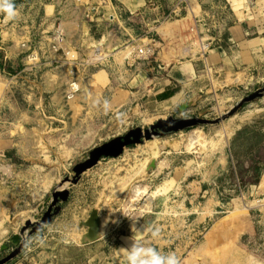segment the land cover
Instances as JSON below:
<instances>
[{
  "label": "rangeland",
  "instance_id": "374dc122",
  "mask_svg": "<svg viewBox=\"0 0 264 264\" xmlns=\"http://www.w3.org/2000/svg\"><path fill=\"white\" fill-rule=\"evenodd\" d=\"M94 1L13 0L16 15L9 20L23 28L28 38L25 56L35 52L39 66L20 79L11 74L4 86L0 147L1 136L11 146L18 132L29 141L26 133L32 132L36 140L24 143L32 148L26 147L30 154L18 172L11 165L1 172L0 156V261L8 257L2 246H14V235L39 222L51 206L58 189L40 199L35 193H40L41 185H88L87 212L99 209L104 234H108V256L131 238L162 254L174 252L180 264H264V95L218 125H202L130 146L119 158L102 159L73 183L75 167L86 162L94 149L131 130H146L169 117L213 121L264 88V55L255 63L249 56L237 77L151 109L133 104L113 110L100 104L97 100L105 102L110 93L84 92L91 85L88 78L104 66L142 65L135 57L156 56L162 49L158 43L163 32L146 28L143 19H130L135 29L121 24L120 29L111 30L96 9L86 12L89 7L105 6L101 0V4ZM190 2L181 5L189 9ZM248 6L255 12L253 17L264 20L261 0H248ZM208 19L192 37L195 45L191 46L202 54L212 48L219 34ZM256 36L264 37V29L252 30L247 38ZM180 38L176 34L169 47L184 49ZM189 46L185 44V49ZM53 56L59 62L52 64ZM57 100L63 103L62 109L56 106ZM73 116L83 120L82 126L59 131L63 125L54 122L57 131H52L41 121ZM17 117L25 119V124L16 126ZM32 119L42 123L34 133ZM194 129L204 133L203 142L189 141ZM68 134L71 138L66 140ZM60 140L80 147L83 155L67 161L68 152L62 157L56 148ZM8 156L10 164L17 163L15 154ZM142 227L146 238L139 240ZM149 229H158V235L152 237ZM110 255L120 264L122 254Z\"/></svg>",
  "mask_w": 264,
  "mask_h": 264
},
{
  "label": "crops",
  "instance_id": "0c3cea01",
  "mask_svg": "<svg viewBox=\"0 0 264 264\" xmlns=\"http://www.w3.org/2000/svg\"><path fill=\"white\" fill-rule=\"evenodd\" d=\"M95 1L101 4L100 1ZM190 1L192 9L182 6L181 0H106L104 1L105 6L87 8V13L92 8L97 10L98 15L102 14L104 22L107 27H111V30L120 29L121 24L130 30L135 29L131 25L130 19H143L146 28L159 29L163 35L162 33L159 35L158 45L162 49H158L156 56L145 58L136 56L134 61H140L143 64H139L138 67L134 66L135 68L131 62L126 68L125 65L114 68L104 66L103 69L88 78L91 85H87L84 92L110 93V97L105 102L97 101L113 110H120L133 104L151 109L153 106L157 107L176 100L181 95L195 93L197 90L207 89L208 86L213 87L214 83L235 78L246 64L249 56L255 63L264 55V37L247 38L252 30L260 32L264 29L263 18L258 19V16H252L255 12L250 11L248 0ZM261 1L264 3V0ZM206 16L214 27L219 29V34L216 42L212 43V48L206 54H202L198 48L191 44L195 45L193 34L195 30L201 32ZM233 20L234 23H231ZM14 28L15 33L12 32ZM173 31H177V33ZM176 34L181 36L179 42L184 45V49L177 48L179 50H176L173 49L174 47H171L172 49L169 47L168 42L175 38ZM26 40L28 38H25L23 28L6 18V14L0 13V98L6 91L4 86H7L11 74H16L17 79H20L23 78L22 75L26 71H36L39 66V59L34 56L35 52L28 57L25 56ZM185 44L190 46L185 49ZM51 60L52 64L59 62L55 56ZM33 93H37L36 90ZM55 104L58 108H63L62 102L57 100ZM34 105L35 108L39 106L35 103ZM17 118L16 126L22 122L25 124V119ZM76 118L73 116L65 120L45 119L41 121L45 124V129L49 128L52 131H57L53 130L54 122H59L63 125V129L58 130L64 131L66 128L69 130L77 125L82 126L83 120ZM30 122L33 133L34 130L38 131L42 125L35 119ZM35 126L37 129H34ZM26 135L30 141L24 138L21 132H18L16 139L11 140V146L9 140L6 143L4 142L5 137L1 136V172H6L10 165L17 172L20 167H23V162H26L27 156L30 154L26 147H30V144L36 140V136L32 132H27ZM65 136L66 140L69 136L71 138L70 134ZM22 140H24L23 143ZM25 142H30V144L26 146ZM66 143L64 140H60L56 148L62 157L64 156L63 152L65 154L68 152L67 161H74L83 155L80 147L68 146ZM10 148L11 151H9ZM24 151H26V155ZM10 153L15 154L17 163H9L8 155ZM53 172H58V169ZM41 186L40 193H35L36 197L43 199L51 190L58 189L57 191L60 192L68 190L70 193L68 202L60 204L62 206L60 214L53 218L51 224L44 226L41 231L34 234L27 242L23 253L12 264H106L107 260L111 262L107 264H116L110 255L113 252L122 254L123 258L116 257V260L118 259L120 264H125L127 253L124 249L131 246V241L133 242L131 238L127 239L128 245L120 244L110 252L109 256L106 253L108 234H104L102 239L91 244L80 243V237L88 231L87 228L82 227V223L89 218L91 213V211L87 212L86 204L88 185ZM145 234L146 230L142 227L138 235L139 240L146 238ZM13 249H15L14 246L10 248L6 245L2 246V250L8 251L6 256H9Z\"/></svg>",
  "mask_w": 264,
  "mask_h": 264
},
{
  "label": "water",
  "instance_id": "95a60500",
  "mask_svg": "<svg viewBox=\"0 0 264 264\" xmlns=\"http://www.w3.org/2000/svg\"><path fill=\"white\" fill-rule=\"evenodd\" d=\"M263 95L264 88L241 100L229 112L213 121L202 119L197 116H191L188 118L169 117L168 119L157 121L156 124H152L146 130H142L141 128L131 130L125 136L115 138L94 149L90 153L89 159L86 162L78 164L75 167V177L73 179V183H77L82 174L95 167L104 158H119L124 154L128 147L140 145L144 142H150L155 138L168 137L184 130L201 127L202 125H218L235 116L244 104L259 99ZM182 109H184V107H182ZM155 166L156 164H152L151 167ZM69 195L70 193L68 190L54 192L52 196V203L48 211L43 215L39 222L28 224L21 230L19 235H15L12 238V243L15 246V249L8 257L2 259L0 264H12L16 262L26 248L28 239L41 231L44 226L52 223L53 218L58 216L62 210V206L60 204L67 203ZM103 226L104 224L103 220L100 218L99 209L94 208L88 221L84 222L82 225V227L88 229V233L80 238V243L87 245L102 239L104 236Z\"/></svg>",
  "mask_w": 264,
  "mask_h": 264
},
{
  "label": "clouds",
  "instance_id": "9594fccd",
  "mask_svg": "<svg viewBox=\"0 0 264 264\" xmlns=\"http://www.w3.org/2000/svg\"><path fill=\"white\" fill-rule=\"evenodd\" d=\"M0 13L6 14L11 19L16 15L13 0H0ZM152 237L159 233L158 229L151 230ZM127 253L125 264H180V260L174 252L162 254L156 248L133 242L131 246L124 249Z\"/></svg>",
  "mask_w": 264,
  "mask_h": 264
},
{
  "label": "bare ground",
  "instance_id": "6f19581e",
  "mask_svg": "<svg viewBox=\"0 0 264 264\" xmlns=\"http://www.w3.org/2000/svg\"><path fill=\"white\" fill-rule=\"evenodd\" d=\"M143 130V129H142ZM205 135H204V133L201 131V130H199V129H194L191 133H190V135H189V141L191 142V143H196V142H200V141H202V140H204L205 139ZM156 139L157 138H155L154 140H152V141H156ZM152 141H150V142H152ZM203 142V141H202ZM146 143H149V142H146ZM188 143V142H187ZM198 144V143H197ZM196 144V145H197ZM195 145V144H194ZM157 151H159V153H162L161 152V148H158V150ZM152 164H155V162H152ZM136 192H138V191H136ZM90 217V216H89ZM89 219V218H88ZM88 221V220H87ZM82 225H83V223H82ZM88 233V232H87ZM86 233V234H87ZM85 234V235H86ZM19 235V234H18ZM84 236V235H83ZM81 238V237H80Z\"/></svg>",
  "mask_w": 264,
  "mask_h": 264
},
{
  "label": "built area",
  "instance_id": "2783aa9c",
  "mask_svg": "<svg viewBox=\"0 0 264 264\" xmlns=\"http://www.w3.org/2000/svg\"><path fill=\"white\" fill-rule=\"evenodd\" d=\"M101 1L104 2V1H106V0H101ZM181 1H182V2H187L188 0H181ZM54 49H56V47H55ZM71 86H72L73 90H75V91L78 90V88L76 87V84L73 83Z\"/></svg>",
  "mask_w": 264,
  "mask_h": 264
}]
</instances>
